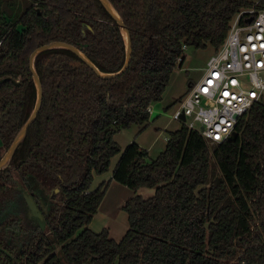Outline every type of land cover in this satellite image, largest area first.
<instances>
[{
  "label": "trees",
  "instance_id": "16d2710c",
  "mask_svg": "<svg viewBox=\"0 0 264 264\" xmlns=\"http://www.w3.org/2000/svg\"><path fill=\"white\" fill-rule=\"evenodd\" d=\"M108 1L131 41L122 74L100 78L64 48L34 59L41 106L0 169V198L13 192L14 173L49 193L47 234L39 232L22 252L0 238V264H264L263 104L238 119L233 140L209 146L181 125L150 162L146 150L129 143L111 180L155 193L125 201L128 230L119 241L87 227L107 187L90 190L92 176L105 172L120 152L114 134L147 124V108L183 63L184 47L217 51L234 16L255 3ZM256 7L264 8V0ZM52 41L78 48L103 73L124 63L122 34L99 0H0V158L36 101L29 55Z\"/></svg>",
  "mask_w": 264,
  "mask_h": 264
},
{
  "label": "built area",
  "instance_id": "2783aa9c",
  "mask_svg": "<svg viewBox=\"0 0 264 264\" xmlns=\"http://www.w3.org/2000/svg\"><path fill=\"white\" fill-rule=\"evenodd\" d=\"M259 1L234 16L222 45L199 78L189 81L171 115L208 143L227 140L241 116L254 104L264 105V8L256 7Z\"/></svg>",
  "mask_w": 264,
  "mask_h": 264
},
{
  "label": "rangeland",
  "instance_id": "374dc122",
  "mask_svg": "<svg viewBox=\"0 0 264 264\" xmlns=\"http://www.w3.org/2000/svg\"><path fill=\"white\" fill-rule=\"evenodd\" d=\"M251 1L254 2L256 0ZM213 52L211 47H206L205 49L185 48V59L181 66L178 64L173 69L169 83L162 93L161 99L150 103L147 124L144 127L133 124L114 134L113 140L120 149V152L110 158L105 172L93 174L90 184V190L96 189L103 183L107 184L97 212L87 226L93 233L106 232L108 237L119 241L128 230V216L123 209L125 201L134 194L144 199L154 195L155 189L151 187H140L134 192L130 188L111 180V173L117 164L121 151L131 142H135L140 148L147 151V162L154 160L164 150L169 138V132H173L179 129L181 125H184L172 120L171 115L179 107L180 101L185 96L189 81H196L199 78L202 73L201 69L205 66L206 61ZM208 145L212 146L213 144L208 143ZM4 151L5 149L3 148L1 155H3ZM22 183L21 178L14 173L12 184L14 187L13 195L10 200L0 202V222L7 217V214H11V212H5L4 210H9L10 208L7 209V206L15 204V199L21 187V189H23V186L25 187L23 192L27 191L26 193H29L33 189L37 191L39 188L38 185L32 182H29L27 185ZM23 200L26 205L24 196ZM81 230L82 228L77 231L76 235ZM44 232L46 233V230ZM13 233L20 237L19 230H13ZM57 251L58 248L56 247Z\"/></svg>",
  "mask_w": 264,
  "mask_h": 264
},
{
  "label": "water",
  "instance_id": "95a60500",
  "mask_svg": "<svg viewBox=\"0 0 264 264\" xmlns=\"http://www.w3.org/2000/svg\"><path fill=\"white\" fill-rule=\"evenodd\" d=\"M99 2L102 4L104 9L107 11V13L117 23V25L120 29V32L122 34L123 40H124L125 57H124V63L122 65L121 69L119 71L113 72V73H103L100 70H98V68L78 48H76V47H74L68 43H64V42L52 41V42H49L47 44H44V45H41V46L35 48L29 55V69L31 71L32 79H33L35 87H36V101L34 104V108L31 111L26 122L20 128V130L18 131V133L16 134V136L14 137V139L12 140V142L10 143L8 148L5 150V152L1 156V158H0V169L4 168L7 165V163L9 162V160H10L11 156L13 155L14 151L16 150L17 146L19 145V143L22 141V139L26 135L28 128L34 122V120L37 116V113L40 109V106H41L42 87H41L39 77H38V75L35 71V68H34V59H35L37 54H39L40 52H43L45 50L54 49V48L68 49L71 52H73L79 59H81L89 68H91L93 70V72L98 77L103 78V79H110V78H114L116 76H119L129 66L132 47H131V41H130L128 29L124 25L122 19L120 18V16L118 15V13L115 11V9L113 8V6L111 5V3L108 0H99ZM250 21H251V18H249L247 20V22H250ZM6 79H9V78H6ZM0 81L2 82L3 80H0ZM13 82L15 84L18 83L14 80H13ZM181 120L182 121L184 120L183 115H181ZM235 137H236V132H233L232 135L228 137V140H233V139H235ZM22 193H23L24 198L26 199L28 218L35 220L40 225V227L43 228L44 227V219H43V215H42L40 208L36 205V203L34 202V200L32 199V196L30 194H28L26 192H22Z\"/></svg>",
  "mask_w": 264,
  "mask_h": 264
},
{
  "label": "flooded vegetation",
  "instance_id": "af4514ba",
  "mask_svg": "<svg viewBox=\"0 0 264 264\" xmlns=\"http://www.w3.org/2000/svg\"><path fill=\"white\" fill-rule=\"evenodd\" d=\"M33 183V182H32ZM34 184V183H33ZM22 188V187H21ZM19 189L18 196L15 199V204L11 206H7V209L4 210L5 212H11V214H7V217L0 222V238L5 242L6 245L15 247V251L22 252L23 251V245L28 244L30 239L35 237L39 232H41L43 229L40 227V225L32 219L28 218L27 215V207L23 200V190L25 187L23 186V189ZM57 190H55L56 192ZM27 192V191H26ZM35 192V193H34ZM28 194L32 196V199L36 203V205L40 208L43 219L45 214L48 211L49 208V193L46 194L45 192H41L38 188L36 190H31ZM13 195V192H11L7 196H3L0 198V202H6L11 199ZM13 230H19L20 237L15 235L13 233ZM0 251H4L0 247ZM14 259V262L16 260L15 257H12ZM17 264V263H16Z\"/></svg>",
  "mask_w": 264,
  "mask_h": 264
}]
</instances>
